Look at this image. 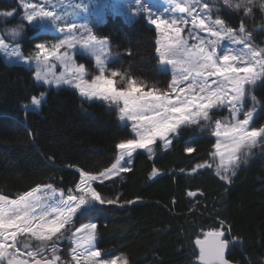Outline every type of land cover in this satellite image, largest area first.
<instances>
[{"label":"trees","instance_id":"trees-1","mask_svg":"<svg viewBox=\"0 0 264 264\" xmlns=\"http://www.w3.org/2000/svg\"><path fill=\"white\" fill-rule=\"evenodd\" d=\"M17 2L0 0V14L14 12L10 18L0 15L1 30L21 23L14 21L20 13ZM241 18L259 34L253 33L252 42L264 47L259 40L261 13L254 12L255 24L232 13L229 26L238 28ZM97 29L129 52L124 55L128 66L159 82L161 75L166 76L154 72L155 35L144 21L135 25L110 15ZM32 31L36 32L25 29L23 51L46 37ZM30 72L6 63L0 55V194L10 198L47 182L69 193L79 183L81 171L107 167L127 136L115 109L84 100L74 89L37 85ZM41 93L39 110L25 112L24 105ZM254 95L264 108V84L258 82ZM200 134L197 127L189 129L169 149L158 143L153 157L139 151L122 177L95 183L102 197L116 201L98 210L100 250L122 253L129 264H198L196 240L221 229L223 222L225 234L230 228L229 239L235 240L228 249L230 260L264 264V153L254 149L248 162L230 175L229 183L209 165L192 171L212 161L214 138ZM187 147L194 151H186Z\"/></svg>","mask_w":264,"mask_h":264},{"label":"snow or ice","instance_id":"snow-or-ice-1","mask_svg":"<svg viewBox=\"0 0 264 264\" xmlns=\"http://www.w3.org/2000/svg\"><path fill=\"white\" fill-rule=\"evenodd\" d=\"M89 2L94 3V0ZM171 3L175 6V12L187 13L191 21L185 19L183 15H172L169 19H164L155 15L151 8L141 4L139 0L137 12H147L149 22L162 37V40L158 41L160 47L157 48V52L162 64L172 66V91H177L179 84L188 81L187 89L179 88L175 101L169 99L167 93L157 95L155 91L144 92L136 80H130L126 88L118 90L114 86V81L104 75L105 65L101 54L107 47V42L98 40L91 34L87 24L78 25L63 9L57 11L54 4L50 8L46 7L51 4V0H39L37 3H33L32 0H19V7L23 9L21 19L26 24L20 23L0 30V52L10 60L15 59L27 67L34 63L37 81L55 84L58 87L72 86L88 100L96 98L117 105L122 101L120 119L134 121L132 127L139 136L138 140L132 139L127 144L118 145L120 149H128L129 156L135 149H147L149 156L154 155L149 145L155 143L157 137L164 141L165 148L169 147L173 139L183 134L182 126L200 125L202 129L214 126L218 139L214 145L216 152L212 155L220 157L217 175L230 183L228 174L235 175V170L240 164H246L254 155V149L258 147L264 149V127H258L253 123L259 104L253 91L258 82L264 84V49L253 46V33L246 27L243 18L238 28H233L225 19H221L220 15L225 9L228 13H242L255 24L253 8L257 6L256 0H212L211 3L209 0H204L203 3L200 0H171ZM81 7L84 11L88 10L87 3L76 4L73 7V15H76ZM258 7L261 17L264 18V2ZM196 8L200 11H195ZM13 14V11H7L0 15L12 17ZM189 22L195 29L207 32L209 38L197 36L200 43L190 47L187 40L181 38L183 28L179 26L187 25ZM26 27L38 33L55 28L63 36L51 45L35 43V52L25 57L21 50L20 38ZM80 29L88 33L87 37L83 34L76 36V31ZM224 40L238 47L223 48L217 52ZM77 45L95 56L99 75L85 78L89 75L85 66L77 65L73 59V55H83V51L76 53L71 51ZM61 49L65 51L61 52ZM53 58L64 68L59 75L53 71L56 66L51 63ZM214 74L218 77V80L212 82L216 84L215 89L207 80V77ZM111 75L116 76L117 73L113 71ZM41 104L42 98L33 96L31 105H24L25 112L29 111L30 107L34 110ZM221 107L227 108L229 112V117L224 118L228 122L224 125L219 119H214L217 112L213 110ZM169 134H172L171 138ZM186 151L192 152L194 149L187 147ZM123 155L124 153H121L120 159H123ZM118 166L121 169L124 167L119 165L118 161L117 165H113V169L101 175L105 177L111 175ZM99 179L98 176L80 172V183L76 186L80 195H72L70 190L67 199H64L61 193L59 199L54 200L52 204L41 203L42 197L37 195L41 191L39 187L19 195L16 199L0 195V260H6L7 264H29L31 260H34V264H56L61 259L57 252L58 242L62 236L58 234L66 225H72L73 217L79 213V218L82 219L96 211L98 205L116 203L112 199L102 198L91 186V182ZM45 188L55 195V190L50 184ZM223 227L221 222V229L208 231L204 239L196 240L202 264H229L225 252L235 240L229 239L231 229H227L229 235H226ZM96 229V223H84L76 228L71 236L83 233L81 239L84 245H87L88 249H94ZM33 239L42 245L36 251H33V245L28 243ZM75 242L76 247L71 249L72 261H75V264H115L112 260L101 259V252L98 250L78 252L77 249L83 245L80 240ZM24 253L26 258L18 259ZM44 253H50L51 258ZM37 256H40V259H36ZM124 264H127V261Z\"/></svg>","mask_w":264,"mask_h":264},{"label":"rangeland","instance_id":"rangeland-1","mask_svg":"<svg viewBox=\"0 0 264 264\" xmlns=\"http://www.w3.org/2000/svg\"><path fill=\"white\" fill-rule=\"evenodd\" d=\"M32 2L37 3V2H39V0H32ZM139 2L141 4L147 5L149 8L152 9V11L155 15H159L164 19H169L170 16H172V15H177V16L183 15L185 17V19H188L189 21H191V17L187 13L181 14V13L175 12V10H174L175 6L171 3V0H139ZM200 2L203 3L204 0H200ZM209 2L211 3L212 0H209ZM261 2H264V0H256L257 6L253 8V13L255 11L260 12L258 5ZM85 3L88 4V10L84 11L83 7H81L80 9L77 10L76 15H73L74 5L85 4ZM53 4L56 6L57 11H60L61 9H63L68 14V16L70 18L75 20V22L78 25L87 24L88 28L91 29V34L94 35L98 40L107 42V47L105 48L104 52L101 54V59L104 60V65H105L104 75L114 81V86L118 90L122 89V88H126L127 83L130 80H136L137 85L139 87H142L144 92L155 91V93L157 95H163V94L167 93L168 98L175 101L176 96H177V92L179 91V88L182 87V88L187 89L188 81H184L182 84H179L177 86V91H172V89H171V85L173 82L172 66L169 64H162L160 61L159 53L157 52V48L160 47L158 41L162 40V37L160 36V33L156 30L155 26L149 22L147 12H137V0H94V3H90L89 0H51V4L46 5V7L50 8ZM18 5H19V1H18ZM221 8L223 9L222 5H221ZM166 9H169L170 11H165ZM19 10H20V13L17 14V16L15 17L16 19L14 21H16V23L21 22V23L26 24V22L22 21V19H21V17L23 16V9L21 7H19ZM195 11L199 12L200 9L196 8ZM109 14H112V15L120 14L125 20H127L128 22L133 23L135 25L137 23L144 21V23L147 25L148 29L150 28V31L152 32V34L155 35V42L152 43L153 44V51H154L153 59L155 61L154 62V67H155L154 72L157 73V75L159 77H160V74H158V72H161V73L166 72V76L161 75V81L160 82L157 80H153L149 75L146 76V74L144 72L136 71L132 67V65L128 66V63L126 64V58L124 55L129 54V52L127 50L126 51L120 50V47L117 44L116 40L111 39V38L101 37L97 34V31H98L97 27L99 26V24H101L107 18V16ZM240 14H242V13H240ZM230 16H232V13H228L227 10L225 9L222 11L220 18L225 19L226 22L229 24L228 18ZM8 18H10V17H8ZM8 18H6V19H8ZM215 18L216 17L214 16L213 19H215ZM262 21H264L263 18H262ZM14 26H16V25L10 24V25H6V27L4 26V28H11ZM179 26L181 28H183V31L181 32V38L186 39L187 43L190 47L198 45L200 43V40L197 38V36L202 37L204 39L209 38V34L207 32H201L199 29H195L191 22H189L187 25L181 24ZM231 27L237 28V26H233V25ZM32 32H34V31H32ZM25 33L26 32H24L20 38V45H21L22 51H23V49H22L23 38L25 36ZM190 33H191V35H190ZM252 33L259 36V34L256 31L252 30ZM34 34L46 35V37L41 39V40H38V38H37V41L46 43L48 45L55 43L57 39L62 38V36H63V34L59 33L58 30H56L55 28H53L51 31H48V32H39L38 33L36 31V32H34ZM75 34L77 37L81 36L82 34L85 37H87V35H88V33L83 32L82 29L76 31ZM27 35H29V34H27ZM260 38H262V40ZM260 38H259V40L261 42H264L263 41L264 40V27H263L262 33L260 34ZM253 46L257 47V48L264 49V47L259 45V44L253 43ZM236 47H238V46L232 45L228 40H224V41H222L221 45L217 49V52H219L223 48H236ZM28 49L29 50H25L26 52L23 51L25 57H27L30 53L35 52L34 46L32 49L30 47H28ZM60 51L63 52V51H65V49H61ZM71 51L73 53L83 51V55H73V59L75 60L77 65L83 64L85 66L86 72L89 73V75H86V77H85L86 79L94 78L95 75L100 74L98 67L96 65L95 56L91 55L86 50H82L80 45H77L76 48L72 49ZM0 55L3 57V59L6 63H8V64H15V63L21 64L22 66L27 68L29 71H31L30 74L33 77V80L37 85L42 84L46 87H55V88L67 87V88H71V89L76 90L81 98L88 100V99L82 97L79 90L72 87V86L61 85L58 87L55 84H45L43 81H37L35 79V64L34 63L31 65V67H27L25 64L19 63L15 59L10 60L8 57H6L4 55L3 52H0ZM51 63L56 65L55 68L53 69V71L55 72L56 75H59L61 72L64 71L63 66L60 65L59 62L56 61L54 58L52 59ZM220 63L222 64L223 61L221 60ZM93 69H96V70L93 71ZM113 71H115L117 73L116 76L111 75V73ZM146 77H148V78H146ZM207 80H208L209 85L213 89H215L216 84H214L212 82L214 80H218L217 75L214 74L212 76H209V77H207ZM193 94H196V93H193ZM253 94H254V91H253ZM199 95H202V94H199ZM37 98H42V97L39 96ZM92 100L100 101L103 104L108 105L109 107L115 109L119 120L122 122L121 124L125 125L124 127H126L125 131H126L127 136L119 144H121V143L127 144V142L129 140H132V139L138 140L139 139V136L136 134V132L133 130V127H132L135 122L128 120L127 118H125L124 120L120 119V115H121L120 107H122V105H123L122 101L120 102L119 105H117V104H111L107 101L99 100L96 98H93ZM259 100L260 99L257 98L258 102H259ZM249 107H251V102H249ZM30 109H32V108L30 107ZM37 109H39V106L36 107L34 110H37ZM213 111L217 112V116L214 117V119H219L221 121L222 125H224L228 122L224 119L225 117H229V112H228L227 108L221 107L220 109H218V110L214 109ZM210 115H212L211 112H210ZM201 123H205V122L201 121ZM253 123L258 127H264V108H263V105L261 102H259V104H258L256 114L253 118ZM209 124H210V122H209ZM196 127L200 130L201 136H210V137L214 138V143L216 144L218 137L215 135L214 126L204 127L203 129L200 127V125H189L187 127L182 126L183 133L185 134L186 132L189 131V129L191 130V129L196 128ZM171 135L172 134H169V138H171ZM173 140H172V142H173ZM188 141H189L188 139L185 141L187 146L190 145L189 144L190 142H188ZM158 143H161V146L163 148H165L163 146L164 141H162L159 137H157L155 143L149 145V147L153 149L154 155H155L156 147H157ZM170 146L165 148V149H169ZM257 150L262 154L264 153V149H262V148L258 147ZM128 151H129L128 149H120L118 147L117 148V154L115 156H113L112 161L110 162V164L107 167L102 168V169H96L92 172H86V173H89L90 175L100 177L99 180L91 182V186L94 189H95V183H104V182H106L112 178L122 177L130 169V167L133 163L135 154L137 152L144 151L145 153H147L149 155L147 149H135L131 152V156H129L127 154ZM214 152H216L215 147L213 148V153ZM121 153H124L123 159H120ZM154 155H151L150 157H153ZM211 160L212 161L210 164L209 163L198 164L201 167H197L198 165H196L192 171H197L198 169L204 168L208 165L212 166L214 169L217 170L219 165H220V157L218 155L215 157L212 155ZM118 161H119V165L124 166L122 169L119 168V166H118V169L116 171H113L111 173V175H108L107 177L101 175L102 173H107L109 170L113 169V165H117ZM81 172H85V171H81ZM228 175L230 176L231 174L229 173ZM79 183H80V181H79ZM49 184L52 186V189L55 190V195H52L49 192V190L45 188V186L49 185ZM37 187H39L41 189V191L38 192L37 195L42 197V199H41L42 204H45V203L46 204H52L54 200L59 199L61 193H63L64 199H67V196L70 194V192L64 193L61 190L57 189L51 182H47L45 184L38 185L35 188H37ZM35 188H33V189H35ZM33 189H31L30 191H32ZM30 191H28V192H30ZM71 194L77 195V196L80 195L79 191L77 190V187H75L71 191ZM0 195H2V194H0ZM16 198H10V199H16ZM102 198L108 199L106 197H102ZM112 200H114V199H112ZM100 206H102V205H98L96 211L91 212L89 216L82 218V219L79 218V213H77V216L73 217L72 225H66L65 228L61 230V233L58 235H61L62 239L58 242V252H57V255H59L61 257V259L59 261H57L56 264H75V261H72L71 249L76 247V242H75L76 240H80L81 245H83L82 247L77 249L78 252L83 253L86 250H98L101 252V259L112 260L115 262V264H124V262L127 261L125 255L122 253H119V252H116L113 250H106V251L100 250L96 244L97 235H96V239L94 241V249H88V246L84 245L83 240L81 239V237L84 235L83 233H77L76 236H74V237L71 236V233H74L75 229L81 227L82 224H84V223L94 222L97 224V222H98L97 214H98V210H99ZM96 232H97V229H96ZM18 239H21V238L18 237ZM28 243L33 245V249H32L33 251H36L37 249H39L42 246L41 242L35 241L34 239L28 241ZM21 252L23 253V249H21ZM44 255L51 258L50 253H44ZM25 258H26V253H24L18 257V259H25ZM35 258L40 259V256H37ZM81 258H83V257H81ZM30 262H34V260H31ZM0 264H7V262H6V260H0ZM127 264H129V263H127Z\"/></svg>","mask_w":264,"mask_h":264},{"label":"water","instance_id":"water-1","mask_svg":"<svg viewBox=\"0 0 264 264\" xmlns=\"http://www.w3.org/2000/svg\"><path fill=\"white\" fill-rule=\"evenodd\" d=\"M201 239H204V238H201ZM196 248H197V251L199 252V246L197 244H196ZM225 258L229 261V264H236L235 262L230 260V258L228 257V252L227 251L225 252ZM29 264H34V262H30L29 261ZM198 264H202V262L199 260Z\"/></svg>","mask_w":264,"mask_h":264}]
</instances>
